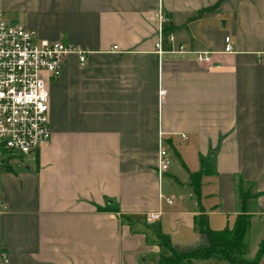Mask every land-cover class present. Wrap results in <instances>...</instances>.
<instances>
[{
  "label": "crops",
  "instance_id": "0c3cea01",
  "mask_svg": "<svg viewBox=\"0 0 264 264\" xmlns=\"http://www.w3.org/2000/svg\"><path fill=\"white\" fill-rule=\"evenodd\" d=\"M160 5L176 47L210 62L157 52ZM0 12L87 56L47 82L51 140L0 173V264H158L157 232L186 252L208 244L202 218L233 231L242 214L241 253L264 264V0H0Z\"/></svg>",
  "mask_w": 264,
  "mask_h": 264
},
{
  "label": "built area",
  "instance_id": "2783aa9c",
  "mask_svg": "<svg viewBox=\"0 0 264 264\" xmlns=\"http://www.w3.org/2000/svg\"><path fill=\"white\" fill-rule=\"evenodd\" d=\"M157 19L159 54L170 52L192 55L200 63L211 61L210 51L176 47L174 34H167L165 23L169 18L161 5ZM166 38L173 44L169 51L163 48ZM230 41V36H226V52L233 50ZM71 54L78 56L81 65L86 63V52L81 47L43 38L25 25L5 20L0 12V173L10 158L34 154L51 140L50 92L45 76L58 78L64 60ZM170 164L167 148L160 139L158 175L162 176ZM167 201L171 203L172 199ZM158 218V213H150L146 221L151 223Z\"/></svg>",
  "mask_w": 264,
  "mask_h": 264
},
{
  "label": "trees",
  "instance_id": "16d2710c",
  "mask_svg": "<svg viewBox=\"0 0 264 264\" xmlns=\"http://www.w3.org/2000/svg\"><path fill=\"white\" fill-rule=\"evenodd\" d=\"M205 169H207L206 165L202 163L199 171L191 173V185L197 196H199L201 190V178L207 173ZM97 209L99 211H116L118 208L113 205L104 207L98 205ZM129 222L132 224L131 221ZM247 224V216L242 214L239 215L233 231H213L207 227L204 218H202L201 225L207 236L208 244L186 252L177 251L173 248L167 235L157 232L153 243L167 251L166 254L160 256L158 264H195L197 260L211 258L226 260L228 264H245L237 255L247 249ZM252 264H256V260Z\"/></svg>",
  "mask_w": 264,
  "mask_h": 264
},
{
  "label": "rangeland",
  "instance_id": "374dc122",
  "mask_svg": "<svg viewBox=\"0 0 264 264\" xmlns=\"http://www.w3.org/2000/svg\"><path fill=\"white\" fill-rule=\"evenodd\" d=\"M45 79H46V82H48V80H49V77L48 76H45ZM170 154H171V152H170ZM172 154H174V153H172ZM33 154H31V155H27V156H22V155H20V156H17V157H15V158H13L14 160L16 159V160H19L18 161V163H23V161L24 162H30L32 159H33ZM167 182L166 181H164V184H166ZM0 203H1V200H0ZM252 254H250V255H247V254H243V253H238V257H239V259H241V260H243L244 261V263L245 264H252L253 262H255V259H254V255H252ZM220 258H222L221 256H219ZM226 261V260H225ZM203 264V263H202Z\"/></svg>",
  "mask_w": 264,
  "mask_h": 264
}]
</instances>
